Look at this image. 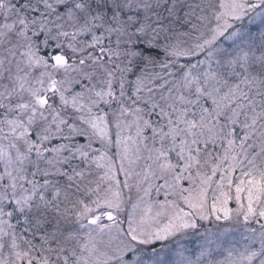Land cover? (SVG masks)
Listing matches in <instances>:
<instances>
[{"label": "snow or ice", "instance_id": "obj_1", "mask_svg": "<svg viewBox=\"0 0 264 264\" xmlns=\"http://www.w3.org/2000/svg\"><path fill=\"white\" fill-rule=\"evenodd\" d=\"M0 264H264V0H0Z\"/></svg>", "mask_w": 264, "mask_h": 264}]
</instances>
